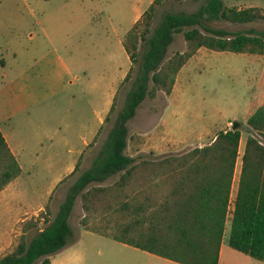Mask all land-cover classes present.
Wrapping results in <instances>:
<instances>
[{
  "label": "trees",
  "instance_id": "trees-1",
  "mask_svg": "<svg viewBox=\"0 0 264 264\" xmlns=\"http://www.w3.org/2000/svg\"><path fill=\"white\" fill-rule=\"evenodd\" d=\"M163 1L153 0L123 39L131 60L123 82L133 70L135 76L90 167L70 185L53 218L46 207L26 223L24 229L43 218L44 227L29 239L21 234L0 264H50L54 254L77 240L69 217L78 197L85 212L82 228L176 263L218 264L226 229L231 248L264 262V102L245 120L253 133L245 140L234 198L242 122L233 121L209 143L183 152L126 153L128 120L145 99L171 93L177 73L199 48L264 55V30L228 32L203 21L247 23L264 18V13L256 7L205 0L193 12H165L153 26ZM179 32L185 48L168 56V46ZM109 119L110 113L105 123ZM20 172L0 131V190ZM87 215H93V221Z\"/></svg>",
  "mask_w": 264,
  "mask_h": 264
},
{
  "label": "crops",
  "instance_id": "crops-1",
  "mask_svg": "<svg viewBox=\"0 0 264 264\" xmlns=\"http://www.w3.org/2000/svg\"><path fill=\"white\" fill-rule=\"evenodd\" d=\"M234 1L239 8H263L255 0ZM49 4L51 0H32L27 4L40 13V17L34 19V30L26 26L28 18L24 14L27 12L22 13L21 18L2 21L18 24V32L8 40L9 59L3 60L0 68V131L21 172L0 190V257L28 231L23 228L26 221L35 220L45 212L59 186L77 176L79 169L81 172L90 167L100 149L96 148L95 141L107 125L105 118L111 113L131 68L123 39L145 11L136 13L130 20L131 27L126 28L124 37L119 39L121 48L115 52H102V59L97 54V59L91 60L74 49L68 39L81 26L90 23L93 11L83 5L65 2L68 15L63 17L48 11ZM34 8L28 9V13H33ZM93 32L98 39L106 38L104 31L97 29ZM122 48L127 64L122 62ZM251 59L260 71L264 69V55L253 54ZM89 69L95 74H89ZM107 70L110 71L108 75ZM181 73H177L173 89L165 96V101L177 97L174 90ZM263 102L264 99L256 106ZM147 115L152 112L140 116L136 111L127 122V127L128 124L134 127L126 147L130 156L151 150L158 153L160 147L166 145V141L157 146L149 143L148 136L152 132ZM77 164L78 171L74 172ZM40 220L43 222V218ZM218 264L264 262L233 255L222 243Z\"/></svg>",
  "mask_w": 264,
  "mask_h": 264
},
{
  "label": "rangeland",
  "instance_id": "rangeland-1",
  "mask_svg": "<svg viewBox=\"0 0 264 264\" xmlns=\"http://www.w3.org/2000/svg\"><path fill=\"white\" fill-rule=\"evenodd\" d=\"M204 1L164 0L157 6L153 26L158 23L165 12H193ZM255 1L264 8V0ZM30 2L32 0H0V68L3 60L9 59L10 44L8 40L16 36L18 32V24L3 23L2 21L9 22L8 18H21L22 13L27 12L24 14L28 18L26 26L31 30L36 29L33 22L34 19L40 17V13L34 7H31L34 8L33 13H28V9L31 8L27 4ZM65 2L75 6L83 5L89 8L90 12L93 11L90 23L81 26L80 30L68 39L74 49L80 50L84 56H88L92 60V58L97 59V54L102 59V52L104 54L109 51L115 52L119 47L121 48L118 44L119 39L124 37L125 29L131 27L130 20L136 13L146 10L152 0H51L47 10L55 15L65 17L68 15V9L64 7ZM223 2L225 6L239 7L234 0H223ZM263 8H258L260 13H264ZM203 22L209 27L224 29L228 32L249 29H253L255 32L264 30V18L247 23H232L224 19H210ZM28 28L24 30L25 33L28 32ZM97 29L106 33L104 40L95 37L93 31ZM13 42L15 43L16 40ZM184 48L182 32L176 33L172 43L168 46L167 55L183 51ZM122 51V62L127 64L124 49ZM252 57L253 54L249 53L211 51L201 48L178 72V74L182 73L178 77L174 90V96H177L174 100L170 99L167 102L165 101L167 94L158 92L156 98L145 99L137 108L140 116L143 113L152 112V115H147L149 130L152 132L148 136L149 143L157 146L166 141V145L160 147L159 154L179 153L188 148L203 146L209 143L217 132L230 128L233 121L242 122L239 155L235 164L231 198H234L237 189L245 140L253 133L245 124V120L248 112L251 113L257 107L256 105L264 99V69L260 71V67L251 62ZM111 67H113L112 63ZM88 73L95 74L93 69H89ZM109 73L110 71L107 70V75ZM134 76L135 71L133 70L130 79L121 85L114 109L110 113V119L95 141L97 149L105 140L117 113L122 108ZM228 121L231 123L227 124ZM133 128L128 124L129 134ZM137 138L141 139L142 136H137ZM80 170L77 172V176L80 174ZM77 176L72 177L66 183L63 181L64 183L59 186L56 196L47 204L49 219L56 214L59 204L65 198L69 186ZM84 215L85 212L78 197L69 217V223L77 240L54 254L50 264H179L85 230L80 225V219ZM87 217L89 221L94 218L93 215H87ZM43 227L44 223L39 219L37 226H29L24 235L29 239L39 228ZM227 233L228 229L225 231L223 240L225 250L238 257L250 259L248 255L227 244Z\"/></svg>",
  "mask_w": 264,
  "mask_h": 264
}]
</instances>
